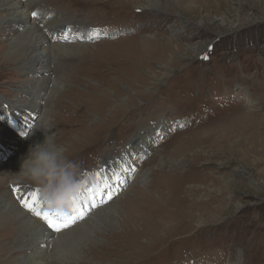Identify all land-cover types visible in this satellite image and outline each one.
<instances>
[{
	"label": "rangeland",
	"instance_id": "obj_1",
	"mask_svg": "<svg viewBox=\"0 0 264 264\" xmlns=\"http://www.w3.org/2000/svg\"><path fill=\"white\" fill-rule=\"evenodd\" d=\"M69 1L45 6L66 17L87 19L90 11L106 21L85 34L70 30L64 43L81 49L52 57L47 104L63 135L58 144L86 174H95L89 189L98 206L131 199L130 207H145L150 221L158 217L169 228L154 243L141 237V247L119 255L107 243L122 231L121 216L95 218L61 240V264H264V0H199L187 10L173 8L177 0H152L155 11L134 7L144 0H132L123 11L112 8L117 0H90L97 5L80 13L75 5L65 10ZM83 1L89 0L77 2ZM20 9L28 12L25 3ZM91 58L98 67L87 64ZM76 66L91 75L77 85L70 78ZM6 67L0 69V96L12 100L30 74L11 77ZM99 89L106 100L97 98ZM0 105V125L25 139L40 114L28 122L15 106ZM19 151L18 144L0 140L3 163ZM159 171L162 177L151 180ZM86 196L77 204L88 215L93 208ZM7 197L19 205L13 194ZM7 253L2 264H13L16 254Z\"/></svg>",
	"mask_w": 264,
	"mask_h": 264
},
{
	"label": "bare ground",
	"instance_id": "obj_2",
	"mask_svg": "<svg viewBox=\"0 0 264 264\" xmlns=\"http://www.w3.org/2000/svg\"><path fill=\"white\" fill-rule=\"evenodd\" d=\"M46 1L48 0H27L25 2H23L22 0H0V41L3 42V45H0V69L4 66H7L6 68H8V66L10 65L12 69H10V71L8 69L6 73L9 74L11 77L15 76V74H18L19 72H26L30 74V76L26 77L25 79L26 83L22 86L21 89H18L17 93L12 97V100L4 98L5 96H0V104L7 106H15L16 109H19L20 112H23L25 114V120H27L28 122H30L34 118L35 114H40L35 124V127L27 134V137L25 139H22L23 137H21V134H15L13 130L8 128L7 126L0 125V140L11 141L13 143L18 144L20 148L19 155H17L16 159H14L13 161L11 160L8 164H5L0 161V189L2 192L0 195V216H3V219L0 218V226H3V228L0 229V256H4L9 249H13L14 253L16 254L13 257V264H61L62 261L57 258L60 252L59 244L61 240L67 239L69 235L78 234L83 228H89V226H86V223H88L87 221H91L95 218L98 219L103 216L112 217V213L113 215L114 213H116L117 215L121 216L122 231L117 234H114L111 237V239L113 240L111 241L110 239L107 244H112L115 251L119 250L122 253L119 252L118 254L123 255V252L126 253V251H123L126 248L128 250L129 248H132L131 251H135L133 250V248L136 249L141 247V237H144L147 242L149 241V243H154V239L156 238L155 236L157 235V233L161 232V230L169 228V225H167L166 222L157 219L158 217H153L155 220L150 221L149 219H151V217L148 218L147 215H144V210L146 208L142 206V208L137 210L139 206L137 208L133 207V205L130 207L129 203L131 199H128L129 201H125L124 203L118 205H99L93 208L92 212H90L88 215H84V220L79 219L75 223L69 225L67 228H63L61 229V231L57 232L49 228L46 223H44L38 217L34 216L25 207L13 204L10 200V197H7V194H12V191L8 185L11 183H19L20 185H22V187L19 188L20 191L17 192V197L38 190V188L32 183L13 181V175L15 172L19 171V161L25 156L29 143H31V141L39 142L41 136L44 139L45 135H51L54 138L55 142L58 144L63 137L62 133L58 132L57 130V117H54L53 120L51 118L50 120V116H48L50 113H48V111H50L51 109V107L47 104V102H49L50 96L49 85H51L48 81V74L53 71V55H61L62 53H64L65 49L71 47L75 49H81L79 45L67 46L64 43V40L68 37L66 33L70 32V30L76 29L79 31H83L81 34H85V30L90 28L93 24H95V22L98 23L101 21H106L105 17V20L102 19V17H92L90 15V11L88 13L86 12L88 15L87 19L82 18L80 15L75 16L74 14L73 17H66V15L64 13H61V11L59 10L46 9ZM77 1L80 0H70V3L66 5L67 7L65 8V10L70 9V7L72 8V6L75 5L74 7L77 11L74 10L73 12L80 13L83 10H89L87 8L94 7L97 5L96 3L92 4L93 2L90 0L87 2L83 1L82 5H79L80 2ZM131 1L132 0H117L114 3H110L108 2V0H104L102 2L104 4H107L106 2H108L112 4L111 6L113 9L119 8V11H123L127 6L131 4ZM196 1L199 0H177L173 3V8L181 10L191 9L190 3H195ZM23 3L28 6L27 13H24L20 9ZM134 7H139L144 11H155L156 9H158L153 8L152 0H144L143 3L140 2L138 6ZM107 11L109 12V8L107 9ZM33 12H37L38 15L36 17H33ZM93 12L96 13V11ZM138 47H140V45H137V49ZM88 57L94 56L89 54L87 58ZM97 61L98 60H93L91 58V60H87V64H92L93 67H98L99 61ZM76 67L77 68H73L71 70L70 76L72 77L70 78H74L75 80L73 82L77 85L78 82L83 80L85 77L91 75L90 72L88 73L89 75L83 74L81 72V69L78 68V66ZM130 82L131 81L128 80V83ZM142 84L143 82L139 80L138 85ZM72 91H76L74 87H72ZM92 96L96 97L94 93H92ZM97 98H103L106 100V98L108 97L107 95L103 94V91H101V93L98 94ZM127 98H130L129 95H127ZM55 131L57 135L55 134ZM39 134L40 138H37V135ZM67 143L69 148V142ZM186 149L187 148H185V150ZM180 150L183 149L180 148ZM155 174L157 175H151V180H155L156 182L159 180L158 177L161 178L162 175L161 171ZM141 176L143 177V175ZM141 176L138 177L139 180H141ZM5 183L7 185L4 187ZM162 196L163 195L159 192V195L156 197V200L161 201ZM156 200H153V202L157 204ZM199 205L201 207V204ZM11 206H14V208L11 210V213L9 215H6L7 212L10 210ZM44 209L45 208L43 207V210ZM139 213H142V215H139ZM129 214L131 215V217H129ZM156 215L159 216V214ZM210 217L211 216H209V218ZM7 218H11L12 221L8 222ZM12 236H14V238L11 241L10 238ZM7 240L11 241V244L9 243L10 246H8L7 244H3ZM107 244L104 247L108 246ZM50 247L54 249L53 254H49L47 252ZM91 256H95V253H92ZM5 259L7 260L8 257H6ZM120 262L121 261H119V263ZM0 264H2L1 260ZM227 264L236 263L228 261Z\"/></svg>",
	"mask_w": 264,
	"mask_h": 264
},
{
	"label": "clouds",
	"instance_id": "obj_3",
	"mask_svg": "<svg viewBox=\"0 0 264 264\" xmlns=\"http://www.w3.org/2000/svg\"><path fill=\"white\" fill-rule=\"evenodd\" d=\"M67 149L58 145L51 135L30 146L21 161L14 182H29L39 190L45 209L53 213H68L87 195L95 179L86 174L80 163L70 159Z\"/></svg>",
	"mask_w": 264,
	"mask_h": 264
},
{
	"label": "snow or ice",
	"instance_id": "obj_4",
	"mask_svg": "<svg viewBox=\"0 0 264 264\" xmlns=\"http://www.w3.org/2000/svg\"><path fill=\"white\" fill-rule=\"evenodd\" d=\"M38 15L37 12H33L32 16L36 17ZM207 58V57H205ZM97 176L100 173H96ZM117 179H119L117 177ZM104 187H108L107 184ZM14 191L19 192L20 189L18 187L14 188ZM92 189L88 190V195L85 197L87 201H89V209L95 208L98 205L95 203V196L93 194ZM21 204L34 216L41 219L44 223L48 225L49 228L59 232L63 228H67L69 225L75 223L77 220L82 219L86 212L83 210V205H78L77 203L73 206L70 213H53L49 211L43 210V205L39 199V190L27 193L23 196L19 197ZM107 199H111V195L107 196ZM104 201L102 200L101 203Z\"/></svg>",
	"mask_w": 264,
	"mask_h": 264
}]
</instances>
